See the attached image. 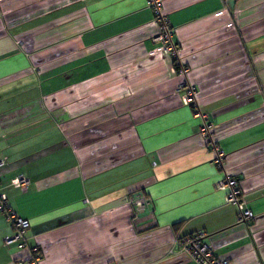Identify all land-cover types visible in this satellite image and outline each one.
<instances>
[{
  "label": "crops",
  "instance_id": "obj_1",
  "mask_svg": "<svg viewBox=\"0 0 264 264\" xmlns=\"http://www.w3.org/2000/svg\"><path fill=\"white\" fill-rule=\"evenodd\" d=\"M162 6L186 75L147 0H0V192L30 222L26 246L7 245L0 211V264H30L34 247L37 264H198L180 246L198 232L228 264H264V0Z\"/></svg>",
  "mask_w": 264,
  "mask_h": 264
},
{
  "label": "built area",
  "instance_id": "obj_2",
  "mask_svg": "<svg viewBox=\"0 0 264 264\" xmlns=\"http://www.w3.org/2000/svg\"><path fill=\"white\" fill-rule=\"evenodd\" d=\"M224 4L228 0H222ZM147 5L151 8L153 14V20L157 26V32L153 36V40L157 42L162 51L170 54L175 59V65L177 70L182 75H186L187 68L181 65L176 60L177 45L172 40V27L168 16L163 11L162 0H147ZM179 90L183 91L182 101L186 105H190L193 110V114L200 120L199 131L205 138L207 145L214 153V164L223 168L224 151L211 140V122L205 112H203L197 103L195 97V86L187 78L179 84ZM5 163L4 159H0V166ZM11 184L15 186L27 187L29 180L23 176H17L11 180ZM215 187L225 192L224 200L227 204H233L236 206L239 214L237 220L239 222H245L253 213L248 208H243V198L240 190L237 187V179L223 172L222 177L217 180ZM134 203L138 208L144 205L145 198L139 196L134 200ZM0 211L5 214L7 221L13 228V234L5 238V244L18 243V246L23 248L26 246L25 232L30 226V222L27 218L19 215L15 209L10 207L7 203V198L4 193L0 192ZM205 233L198 232L196 234H189L180 239V246L185 252H187L191 258L198 264H228V260L219 258L214 255L209 245L204 242ZM31 256L29 258L30 264H37L39 254L37 248H30ZM21 257H16L15 261H21Z\"/></svg>",
  "mask_w": 264,
  "mask_h": 264
},
{
  "label": "trees",
  "instance_id": "obj_3",
  "mask_svg": "<svg viewBox=\"0 0 264 264\" xmlns=\"http://www.w3.org/2000/svg\"><path fill=\"white\" fill-rule=\"evenodd\" d=\"M176 64V63H175ZM175 67L177 68V66L175 65Z\"/></svg>",
  "mask_w": 264,
  "mask_h": 264
}]
</instances>
